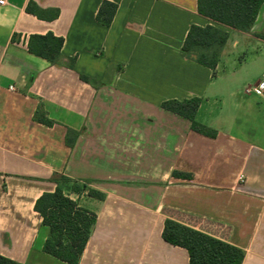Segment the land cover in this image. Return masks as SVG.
<instances>
[{
    "label": "crops",
    "instance_id": "0c3cea01",
    "mask_svg": "<svg viewBox=\"0 0 264 264\" xmlns=\"http://www.w3.org/2000/svg\"><path fill=\"white\" fill-rule=\"evenodd\" d=\"M31 1L59 17L28 13ZM103 1L0 5V255L69 264L44 252L49 228L35 209L58 173L104 195L70 194L97 217L79 264H189L163 238L167 219L241 248L243 264H264V94L246 93L264 76V2L250 32L225 28L211 69L182 49L192 25H216L198 0H108L118 5L109 27L97 20ZM49 32L65 40L60 64L28 50L32 34ZM239 48L252 53L240 64ZM195 97L196 121L215 136L162 107ZM68 129L79 132L72 147Z\"/></svg>",
    "mask_w": 264,
    "mask_h": 264
},
{
    "label": "trees",
    "instance_id": "16d2710c",
    "mask_svg": "<svg viewBox=\"0 0 264 264\" xmlns=\"http://www.w3.org/2000/svg\"><path fill=\"white\" fill-rule=\"evenodd\" d=\"M263 2L264 0H198L199 14L214 21L216 25H192L183 43V51L199 64L215 69L229 38V32L225 28L250 32ZM117 9L116 3L104 0L98 10L97 20L107 27L111 26ZM26 10L44 20H54L60 15L59 9H45L34 1L29 2ZM259 37L264 40V33ZM64 41L63 37L52 32L32 34L29 37L28 50L52 64H60L63 61ZM66 66L73 69L75 58H69ZM81 77L87 82L90 81L85 75ZM201 101L197 97L171 99L164 101L162 107L191 120L193 130L215 136V130L195 119ZM35 117L47 125L53 124L41 108L37 110ZM78 135L79 132L68 129L67 144L72 147ZM51 181L56 184L55 190L43 193L35 204L44 225L49 228L44 252L69 264H79L97 217L70 194L87 192L98 199H103L104 195L89 188L87 182L73 180L64 174H54ZM163 238L172 245L185 248L189 253V264H243L245 258V252L241 248L173 219L165 221ZM0 264L22 263L0 255Z\"/></svg>",
    "mask_w": 264,
    "mask_h": 264
},
{
    "label": "rangeland",
    "instance_id": "374dc122",
    "mask_svg": "<svg viewBox=\"0 0 264 264\" xmlns=\"http://www.w3.org/2000/svg\"><path fill=\"white\" fill-rule=\"evenodd\" d=\"M251 52L250 51H244V52H240V48L237 50L236 52V60H237V63L240 64L243 60H247V58L251 57ZM238 69V68H237ZM237 69H233V68H230V67H227V69L225 70L228 74L230 73H233L235 72V74L241 76L238 80H243L246 75L244 74H241V72H237ZM245 70H247V73L248 75L252 76L255 74V70H256V67H254V65L252 63H248L247 66L245 67ZM223 71V69L221 70ZM245 76V77H244ZM244 77V78H243ZM252 85V84H251ZM250 85V86H251Z\"/></svg>",
    "mask_w": 264,
    "mask_h": 264
},
{
    "label": "built area",
    "instance_id": "2783aa9c",
    "mask_svg": "<svg viewBox=\"0 0 264 264\" xmlns=\"http://www.w3.org/2000/svg\"><path fill=\"white\" fill-rule=\"evenodd\" d=\"M5 4H6V0H0V5H5ZM11 89H13L12 86H11ZM246 93L247 94H252V93L264 94V76L257 84L248 86L246 88Z\"/></svg>",
    "mask_w": 264,
    "mask_h": 264
}]
</instances>
